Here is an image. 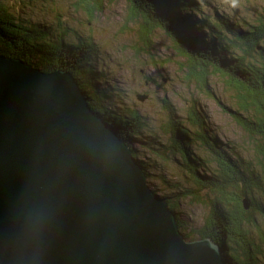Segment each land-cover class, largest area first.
I'll return each mask as SVG.
<instances>
[{
    "label": "water",
    "instance_id": "95a60500",
    "mask_svg": "<svg viewBox=\"0 0 264 264\" xmlns=\"http://www.w3.org/2000/svg\"><path fill=\"white\" fill-rule=\"evenodd\" d=\"M130 146L69 72L0 55V264H232L185 239Z\"/></svg>",
    "mask_w": 264,
    "mask_h": 264
},
{
    "label": "trees",
    "instance_id": "16d2710c",
    "mask_svg": "<svg viewBox=\"0 0 264 264\" xmlns=\"http://www.w3.org/2000/svg\"><path fill=\"white\" fill-rule=\"evenodd\" d=\"M14 1L16 4L19 0ZM104 1L75 0V5L92 17L94 12H101ZM125 1L129 5V18L139 20L137 33L143 44L148 43L157 29L171 39L173 49L184 59L188 81L194 80L206 90L210 74L225 79L232 92L233 106L230 107L234 109L226 110L252 140L259 157L258 165L254 166L233 150L235 155L212 145V141L202 136V123L193 105L186 112V120L197 127L195 141L206 146L208 155L202 157L189 151L195 141L191 140L186 123L177 118L169 121L173 128L164 147L171 155L178 156L184 177L206 192L204 198L196 200L206 204L209 212L199 228L187 231L177 213L178 200L173 201L165 193L162 198L176 212L186 240L211 238L223 245L233 264H264V9L258 13L255 25L245 22V27L232 15L218 22L210 21V17L200 15V6L186 0ZM12 3L0 0V55L18 58L42 72H69L89 106L102 114L121 139L132 145L131 136L140 134L139 113L112 105L107 88L92 89V85L98 86L102 81H97L101 75L90 66L95 53L91 40L75 33L78 41L70 42L66 39L67 29L56 36L55 31L49 32ZM190 11L197 12L200 19L192 20L193 16L187 14ZM140 53L137 47L135 54ZM165 132L168 133L167 127ZM255 137L257 140L253 139ZM208 161L214 164L213 169H209ZM141 164L147 174L146 163ZM200 168L202 173L199 174ZM243 199L248 200V209L243 207Z\"/></svg>",
    "mask_w": 264,
    "mask_h": 264
},
{
    "label": "rangeland",
    "instance_id": "374dc122",
    "mask_svg": "<svg viewBox=\"0 0 264 264\" xmlns=\"http://www.w3.org/2000/svg\"><path fill=\"white\" fill-rule=\"evenodd\" d=\"M6 1L15 4L14 0ZM186 1L200 6V15L210 17V21L236 16V21L242 26L245 22L255 25L258 13L264 9L263 0H239L236 7L225 0ZM15 5L17 10L21 8L49 32L55 31L56 36L67 29L66 39L70 42L78 41L75 33L80 38L91 40L95 53L94 59L89 61L90 66L101 75L97 81H102L98 86L96 83L92 85V89L107 88L112 105L139 113L140 134L131 136L134 155L146 163L148 181L154 191L161 196L165 193L173 201L178 200L177 213L187 231L202 225L209 207L196 200L204 198L206 192L184 177L180 159L164 147L173 128L169 121L171 123L175 118L184 121L185 127L190 129L191 140L195 141L197 127L186 120V112L194 105L206 140L227 149L231 155L237 153L247 163L258 165L255 145L226 110L234 109L230 107L233 106L232 92L225 79L210 74L206 90L194 80L188 81L184 59L175 52L165 32L154 30L148 43H142L137 33L139 20L129 18V5L125 0H105L101 12H94L92 17L76 7L75 0H19ZM187 14L192 15L194 21L200 19L197 12ZM194 26L198 29V25ZM187 30L191 32L190 27ZM137 47L141 49L140 54H135ZM140 96H144V100L138 99ZM166 127L168 133L165 132ZM253 139L257 140L256 137ZM191 150L202 157L208 155L201 141L193 142ZM207 165L209 169L214 167L211 161ZM198 172L202 173L201 168ZM205 174L208 176V172Z\"/></svg>",
    "mask_w": 264,
    "mask_h": 264
},
{
    "label": "clouds",
    "instance_id": "9594fccd",
    "mask_svg": "<svg viewBox=\"0 0 264 264\" xmlns=\"http://www.w3.org/2000/svg\"><path fill=\"white\" fill-rule=\"evenodd\" d=\"M225 2L230 3L232 7H236L239 3V0H225Z\"/></svg>",
    "mask_w": 264,
    "mask_h": 264
},
{
    "label": "bare ground",
    "instance_id": "6f19581e",
    "mask_svg": "<svg viewBox=\"0 0 264 264\" xmlns=\"http://www.w3.org/2000/svg\"><path fill=\"white\" fill-rule=\"evenodd\" d=\"M178 221V220H177ZM233 264V263H232Z\"/></svg>",
    "mask_w": 264,
    "mask_h": 264
}]
</instances>
